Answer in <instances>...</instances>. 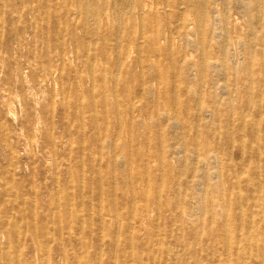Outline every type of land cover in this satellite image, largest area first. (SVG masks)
<instances>
[{
    "label": "rangeland",
    "instance_id": "rangeland-1",
    "mask_svg": "<svg viewBox=\"0 0 264 264\" xmlns=\"http://www.w3.org/2000/svg\"><path fill=\"white\" fill-rule=\"evenodd\" d=\"M124 2L0 0V264H264V0Z\"/></svg>",
    "mask_w": 264,
    "mask_h": 264
},
{
    "label": "bare ground",
    "instance_id": "bare-ground-1",
    "mask_svg": "<svg viewBox=\"0 0 264 264\" xmlns=\"http://www.w3.org/2000/svg\"><path fill=\"white\" fill-rule=\"evenodd\" d=\"M127 0H125V2H126ZM149 1V0H148ZM151 1V0H150ZM167 1V0H166ZM210 0H206L205 1V3H203L204 2V0L203 1H200V0H180V3H178V5H173L172 6V9L173 10H176L178 7H182V6H184V5H186V7L183 9V12H182V14H178V17L179 16H181V19L179 20V22L180 23H178V25L176 26V29H175V31H176V33H179L180 34V32H181V29H185L186 28V21H185V19H184V14H185V12H187V10H191V8H194V9H196L197 7H198V9H200V8H202L203 9V13H201V26L202 27H207V18H208V16H209V9L211 8L212 9V7L210 6V4H211V2H209ZM98 2V1H97ZM124 2V3H125ZM250 2V1H249ZM261 3V2H260ZM123 3H121V5H122ZM134 4V3H133ZM202 4H205L206 6H204V8H203V6H202ZM248 4V3H247ZM88 5V4H87ZM95 5V4H94ZM125 5V4H124ZM249 5V4H248ZM91 6V8H92V5H90ZM100 6V5H99ZM82 7H83V9H84V12H85V4L83 3L82 4ZM101 7V6H100ZM151 6L149 5V3H146V1H145V3H142V2H140L139 1V3H137L136 4V9L138 10L137 12H138V14L140 15V16H144L145 15V13H146V10L148 9V8H150ZM249 7V6H248ZM260 7V6H259ZM89 8V7H88ZM124 8V7H123ZM183 8V7H182ZM90 9V8H89ZM92 10V9H91ZM150 10V9H149ZM180 10H181V8H180ZM94 11H96L95 9H94ZM93 11V12H94ZM131 12H132V10H130ZM176 11H178V9L176 10ZM199 11V10H198ZM92 12V11H91ZM90 12V13H91ZM179 12V11H178ZM229 12V11H228ZM97 13V12H96ZM180 13V12H179ZM86 14V13H85ZM125 14V13H124ZM94 15V14H93ZM92 15V16H93ZM219 15V14H218ZM89 16V15H88ZM95 16V18H96V15H94ZM123 16V15H122ZM227 17V16H226ZM92 18V17H91ZM123 18V17H122ZM187 18V17H186ZM200 18V17H199ZM198 18V19H199ZM217 18V17H216ZM219 18V17H218ZM256 18V17H255ZM89 19V18H88ZM87 18L85 19V20H87V21H89ZM197 19V20H198ZM257 19H258V17H257ZM143 20V19H142ZM78 21V20H77ZM93 21V20H92ZM122 21H123V19H122ZM259 21V20H258ZM95 22V21H94ZM231 22V21H230ZM100 23H102V22H100ZM197 23H199V20H198V22ZM227 23V22H226ZM253 23V22H252ZM258 23H260V22H258ZM96 24H97V22H96ZM133 24V23H132ZM138 24V23H137ZM147 24V23H146ZM194 24H195V22H194ZM222 24V23H221ZM91 25V24H90ZM87 26H88V23H87ZM93 26H96V25H94L93 24ZM97 26H98V28H99V24H97ZM123 26H124V24H123ZM192 26V25H191ZM120 27V26H119ZM215 27V26H214ZM220 27V26H219ZM90 28V27H89ZM93 28V27H92ZM91 28V29H92ZM191 28V27H190ZM124 29V28H123ZM96 31H97V29H95ZM138 30V29H137ZM203 30V29H202ZM228 30V29H227ZM255 30V29H254ZM121 31V30H120ZM86 32H87V30H86ZM93 32H95V31H93ZM92 32V33H93ZM142 32V31H141ZM192 32V31H191ZM201 32V31H200ZM214 32V31H213ZM218 32V31H217ZM227 32V31H226ZM128 33V32H127ZM193 33V32H192ZM87 33H85V35H86ZM178 34V35H179ZM218 34V33H217ZM220 34V33H219ZM227 34V33H226ZM93 35V34H92ZM121 35V34H120ZM177 35V34H176ZM188 35V34H187ZM228 35V34H227ZM89 36V35H88ZM94 36V35H93ZM221 36V35H220ZM97 37V36H96ZM113 38H116V37H112V39ZM118 38V37H117ZM142 38H143V36H142ZM172 38H173V36H172V34H171V36H169V40H171L172 41ZM119 39V38H118ZM117 39V40H118ZM142 40V39H141ZM188 40V39H187ZM197 40V39H196ZM202 40V39H201ZM166 41V40H165ZM238 41V40H237ZM140 42V41H139ZM224 42H225V48H226V43H227V40H224ZM89 43V42H88ZM88 43L86 44V45H88ZM95 43H97V41L95 42ZM186 43H187V41H186ZM205 43V40H202L201 41V44H204ZM243 43V42H242ZM254 43V42H253ZM90 44V43H89ZM170 44V43H169ZM171 44H172V42H171ZM170 44V45H171ZM228 44V43H227ZM96 45V44H95ZM198 46V45H197ZM237 46V45H236ZM87 47H89V46H87ZM119 47V46H118ZM186 47H187V44H186ZM95 48V47H94ZM170 48H172V47H170ZM201 49H202V47H201ZM227 49V48H226ZM128 50V49H127ZM88 51V50H87ZM171 51V50H170ZM244 52V51H243ZM119 53V52H118ZM117 53V54H118ZM177 53V52H176ZM204 53V52H203ZM68 54V52L66 51V50H63V51H61L60 53H58L57 55H56V57L59 59V60H61L62 58H64L66 55ZM88 54V53H87ZM132 54V53H131ZM170 54H171V52H170ZM127 55V54H126ZM130 55V54H129ZM141 55H142V53H141ZM148 55V54H147ZM172 55V54H171ZM53 57H54V55L53 56H48L47 58L49 59V62L50 63H52V60H53ZM230 57H231V55H230ZM172 58V57H171ZM240 58V57H239ZM185 59V58H184ZM183 59V60H184ZM194 59V58H193ZM206 59V58H205ZM213 60V59H212ZM173 61V60H172ZM214 61V60H213ZM238 61V60H237ZM141 62V61H140ZM206 62V61H205ZM141 64V63H140ZM92 66V65H91ZM205 66V65H204ZM203 66V67H204ZM219 66V65H218ZM133 68V67H132ZM192 69H194V68H192ZM118 70V69H117ZM1 71V70H0ZM142 71V70H141ZM204 71V70H203ZM118 72V71H117ZM134 72V71H133ZM57 73H58V71H57ZM203 75V74H202ZM236 75V74H235ZM118 76H119V74H118ZM253 76H255V75H253ZM84 77V76H83ZM80 78V77H79ZM117 78V77H116ZM175 78H177V77H175ZM174 78V79H175ZM93 79V78H92ZM118 79V78H117ZM225 79V78H224ZM226 80V79H225ZM228 80V79H227ZM252 80H253V78H252ZM112 81V80H111ZM121 81V80H120ZM204 82V81H203ZM116 83V82H115ZM177 83V82H176ZM219 83H221V81L219 82ZM218 83V84H219ZM252 83V82H251ZM80 84V83H79ZM204 84V83H203ZM226 85V84H225ZM93 86V85H92ZM247 86H248V83H247ZM94 87V86H93ZM112 87V86H111ZM143 87V86H142ZM227 87V86H226ZM201 88V87H200ZM203 89H204V86H203ZM92 90H93V88H92ZM202 90V89H201ZM252 90V89H251ZM93 92V91H92ZM114 92V91H113ZM142 93V92H141ZM177 94H178V92H177ZM204 94V93H203ZM93 95V94H92ZM9 96V95H8ZM177 96V95H176ZM194 97V96H193ZM115 98H117L116 96H115ZM150 98V97H149ZM174 98H176V97H174ZM226 99V98H225ZM116 100V99H115ZM199 100V99H198ZM135 101V100H134ZM133 101V102H134ZM176 102V101H175ZM199 102H201V101H199ZM198 103V102H197ZM106 106H108V103L107 102H105L104 103ZM137 104H139V102L137 103ZM172 104V103H171ZM82 105V104H81ZM230 105V104H229ZM94 106H95V104H94ZM118 106V105H117ZM177 106V105H176ZM177 108V107H176ZM132 109H133V107H132ZM201 109V108H200ZM199 109V110H200ZM157 110H158V108H157ZM107 111V110H106ZM133 111V110H132ZM95 112H96V110H95ZM133 113V112H132ZM119 114V113H118ZM158 114H159V112H158ZM177 114V113H176ZM133 115V114H132ZM178 115V114H177ZM159 116V115H158ZM97 117V116H96ZM119 117H120V115H119ZM163 117V116H162ZM169 117V116H168ZM179 117V116H178ZM119 119H121V118H119ZM118 119V120H119ZM145 119V118H144ZM246 119V118H245ZM153 120H154V118H153ZM98 122V121H97ZM245 123V122H244ZM121 124V123H120ZM132 124V123H131ZM218 125V124H217ZM244 125V124H243ZM166 126V125H165ZM245 127V126H244ZM162 128V127H161ZM255 128H257V127H255ZM182 129H183V127H182ZM233 129V128H232ZM120 130H122V126H121V129ZM161 131V130H160ZM159 131V132H160ZM238 131V130H237ZM120 133V132H119ZM127 133V132H126ZM151 134V133H150ZM159 134H161V132L159 133ZM246 134V133H245ZM120 135H121V133H120ZM218 135V134H217ZM127 136V135H126ZM119 138V137H118ZM246 138H247V136H246ZM117 139V138H116ZM115 139V140H116ZM184 139V138H183ZM234 140V139H233ZM245 140V139H244ZM185 141V140H184ZM242 141H243V139H242ZM130 142H131V140H130ZM115 143V142H114ZM247 143V142H246ZM101 144V143H100ZM235 144V143H234ZM263 144V143H262ZM120 145V144H119ZM162 145V144H161ZM116 146V145H115ZM121 146V145H120ZM162 147V146H161ZM214 147V146H213ZM242 147H243V145H242ZM102 148V147H101ZM116 148V147H115ZM114 148V150H116ZM206 148V147H205ZM164 151V150H163ZM101 152V151H100ZM243 152V151H242ZM247 152V151H246ZM130 153H131V151H130ZM198 153V152H197ZM132 154V153H131ZM212 154V153H211ZM210 154V155H211ZM101 155V154H100ZM162 155H164V154H162ZM185 155V154H184ZM197 157V156H196ZM162 158V157H161ZM197 158H199V157H197ZM102 159V158H101ZM164 159V158H163ZM206 159V158H205ZM115 160V159H114ZM198 160H196V162H197ZM202 161V160H201ZM217 161V160H216ZM164 162V161H163ZM186 162V161H185ZM195 162V163H196ZM121 163V162H120ZM249 163V162H248ZM100 164H101V162L99 161V166H100ZM161 164H163V163H161ZM185 164V163H184ZM208 164V163H207ZM259 165V164H258ZM116 167V166H115ZM163 167H164V165H163ZM162 167V168H163ZM207 167H208V165H207ZM260 167V166H259ZM84 168V167H83ZM82 168V169H83ZM131 169H132V166H131ZM84 170V169H83ZM115 170V169H114ZM130 171H132V170H130ZM196 171V170H195ZM116 172V171H115ZM163 172V171H162ZM100 173V172H99ZM242 173V172H241ZM131 174V173H130ZM164 174V173H163ZM84 175V174H83ZM83 175H82V177H83ZM194 174H192V176H193ZM115 176V175H114ZM208 176V175H207ZM221 176V175H220ZM241 176V175H240ZM214 177V176H213ZM194 178V177H193ZM208 178V177H207ZM115 180H116V177L114 178ZM192 179V178H191ZM82 181H83V179H82ZM102 181V180H101ZM233 181V180H232ZM83 183V182H82ZM115 184H116V181H115ZM240 184V183H239ZM103 187V186H102ZM133 188V187H132ZM83 189V188H82ZM103 190V189H102ZM102 193H103V191H101ZM133 192V191H132ZM102 193H101V196H102ZM179 193V192H178ZM239 193V192H238ZM59 194V193H58ZM133 194V193H132ZM8 195V194H7ZM151 195H153V194H151ZM17 197V196H16ZM59 197V196H58ZM135 199V198H134ZM59 201V200H58ZM114 202H115V200H114ZM102 204V203H101ZM118 204V203H117ZM134 204H136V202H134ZM59 205V204H58ZM116 206V205H115ZM136 207V206H135ZM34 208V207H33ZM70 210H71V208H70ZM243 210V209H242ZM27 211V210H26ZM35 212V211H34ZM116 212V211H115ZM242 212V211H241ZM60 213V212H59ZM117 213V212H116ZM226 214V213H225ZM61 215V214H60ZM99 215L101 216V212L99 213ZM35 217V216H34ZM119 217V216H118ZM227 217V216H226ZM101 218V217H100ZM61 220V219H60ZM119 220V219H118ZM84 221V220H83ZM101 221V220H100ZM227 222V221H226ZM84 224V223H83ZM61 225V224H60ZM118 225H121V224H118ZM84 226V225H83ZM82 226V227H83ZM116 227V226H115ZM50 228H52L51 226H50ZM103 228V227H102ZM118 229L120 228V227H117ZM133 229V228H132ZM115 230V229H114ZM133 231V230H132ZM10 233V232H9ZM117 233H118V231H117ZM119 233H120V231H119ZM131 235V234H130ZM116 237H117V235H116ZM230 241V239L228 240V242ZM248 241V240H247ZM81 242V241H80ZM11 247V246H10ZM117 247V246H116ZM173 247V246H172ZM229 248V247H228ZM229 252V251H228ZM15 254V253H14ZM13 257H15V256H13ZM115 257H116V254H115ZM124 257V256H123ZM16 258V257H15ZM45 259V258H44ZM47 260V259H46ZM126 261H128V260H126ZM130 262H132V261H130ZM15 264V263H14ZM33 264V263H32ZM130 264V263H129Z\"/></svg>",
    "mask_w": 264,
    "mask_h": 264
}]
</instances>
